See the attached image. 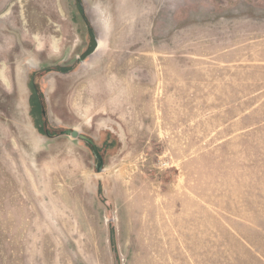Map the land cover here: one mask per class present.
I'll return each instance as SVG.
<instances>
[{"label":"rangeland","instance_id":"1","mask_svg":"<svg viewBox=\"0 0 264 264\" xmlns=\"http://www.w3.org/2000/svg\"><path fill=\"white\" fill-rule=\"evenodd\" d=\"M0 264H264V0H0Z\"/></svg>","mask_w":264,"mask_h":264},{"label":"water","instance_id":"2","mask_svg":"<svg viewBox=\"0 0 264 264\" xmlns=\"http://www.w3.org/2000/svg\"><path fill=\"white\" fill-rule=\"evenodd\" d=\"M98 42H99V41H98ZM44 113H45V111H44ZM68 132H69L73 137L80 136V137H82L83 139H85L87 142H89V143L92 144V140H90V139H88V138H86V137H84V136L79 135V133H78L76 130H74L73 132H72V131H64V133H68ZM95 151H96L97 157H98V159H99V161H100V164H102L101 157H100V155L98 154L96 148H95Z\"/></svg>","mask_w":264,"mask_h":264},{"label":"bare ground","instance_id":"3","mask_svg":"<svg viewBox=\"0 0 264 264\" xmlns=\"http://www.w3.org/2000/svg\"><path fill=\"white\" fill-rule=\"evenodd\" d=\"M104 46L103 42L101 41V39H99L98 45L96 47L95 50V55L98 53V51ZM161 227V226H160ZM169 236V235H168Z\"/></svg>","mask_w":264,"mask_h":264},{"label":"trees","instance_id":"4","mask_svg":"<svg viewBox=\"0 0 264 264\" xmlns=\"http://www.w3.org/2000/svg\"><path fill=\"white\" fill-rule=\"evenodd\" d=\"M35 104H37V105H38V107H41V104H40V102H39V101H37Z\"/></svg>","mask_w":264,"mask_h":264}]
</instances>
